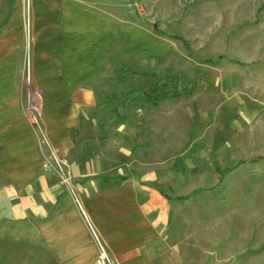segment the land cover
Returning <instances> with one entry per match:
<instances>
[{"label": "rangeland", "instance_id": "rangeland-1", "mask_svg": "<svg viewBox=\"0 0 264 264\" xmlns=\"http://www.w3.org/2000/svg\"><path fill=\"white\" fill-rule=\"evenodd\" d=\"M35 5L73 18L65 22L84 31L76 37L87 62L122 76L117 105L122 96L128 110L152 109L134 155L165 161L152 213L168 207L164 248L144 264H264V0H15L22 36L0 34V129L8 109L43 123L28 79ZM8 10L0 0V24ZM154 83L184 93L153 107L144 91ZM14 231L0 233V264H54L36 229H20V240Z\"/></svg>", "mask_w": 264, "mask_h": 264}, {"label": "crops", "instance_id": "crops-1", "mask_svg": "<svg viewBox=\"0 0 264 264\" xmlns=\"http://www.w3.org/2000/svg\"><path fill=\"white\" fill-rule=\"evenodd\" d=\"M63 15L34 6L38 61L28 78L38 85L37 114L63 171L47 165L49 151L35 126L19 111L2 110L9 118L0 129V233L14 229L20 240L18 231L31 227L54 264H95L100 248L92 226L115 264H144L164 248L160 222L168 207L152 213L154 187H161L163 176L157 165L165 161L134 155L142 135L151 131L152 109L128 110L122 96L117 105L122 76L87 62L76 37L84 31ZM16 16L13 11L0 34L22 36ZM8 78L16 82L14 75Z\"/></svg>", "mask_w": 264, "mask_h": 264}, {"label": "built area", "instance_id": "built-area-1", "mask_svg": "<svg viewBox=\"0 0 264 264\" xmlns=\"http://www.w3.org/2000/svg\"><path fill=\"white\" fill-rule=\"evenodd\" d=\"M37 123L38 124L35 126V129L37 131V134L39 135L40 143L43 147L47 148L49 151V154L47 156V165L51 167H55L56 169H58V171L62 172L63 169H62L61 161L52 149L51 142L49 140V137L47 135L44 126L41 123H39V121ZM91 228L93 233L95 234V237L97 239V242L99 243V248H100V253L96 259L95 264H115L114 260L109 255L104 245L100 242V239L98 238L94 228L92 226Z\"/></svg>", "mask_w": 264, "mask_h": 264}, {"label": "trees", "instance_id": "trees-1", "mask_svg": "<svg viewBox=\"0 0 264 264\" xmlns=\"http://www.w3.org/2000/svg\"><path fill=\"white\" fill-rule=\"evenodd\" d=\"M14 2L15 0H8L9 10L4 18L3 22L0 24V27L5 24L10 15L14 11ZM168 83H154L144 91V100L152 105H158L160 102L167 99H173L181 96L184 93V89L173 87L172 89L168 88Z\"/></svg>", "mask_w": 264, "mask_h": 264}]
</instances>
